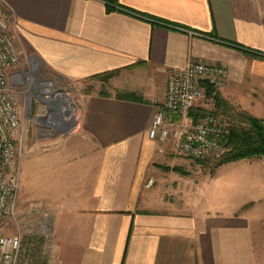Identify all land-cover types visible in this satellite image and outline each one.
I'll return each mask as SVG.
<instances>
[{
  "label": "crops",
  "instance_id": "0c3cea01",
  "mask_svg": "<svg viewBox=\"0 0 264 264\" xmlns=\"http://www.w3.org/2000/svg\"><path fill=\"white\" fill-rule=\"evenodd\" d=\"M119 2L108 12L103 0H0L22 57L95 86L73 144L23 147L20 202L53 235L34 264H264V158L211 173L172 137L149 136L168 70L191 61L224 65L217 92L264 119V0Z\"/></svg>",
  "mask_w": 264,
  "mask_h": 264
},
{
  "label": "built area",
  "instance_id": "2783aa9c",
  "mask_svg": "<svg viewBox=\"0 0 264 264\" xmlns=\"http://www.w3.org/2000/svg\"><path fill=\"white\" fill-rule=\"evenodd\" d=\"M21 60L14 17L0 7V264H31L33 251L40 250L39 241L53 236L51 227L42 224L41 231L31 232L30 243L23 246L24 226L18 212L23 135L17 88L24 84L26 76L30 84L37 86L50 113L62 90L56 89L50 78L38 80L32 68L28 72L16 70ZM34 60L27 58L33 70ZM228 79V69L217 63L191 61L185 67L169 69L166 94L151 123L149 136L161 142L172 137L176 152L195 161L222 155L227 150L232 126L227 117L215 113L214 98L208 95L207 86L218 90L227 85ZM198 107L206 113L192 116L191 110ZM154 184L155 180L150 179L147 187ZM25 218L27 224L29 218ZM15 228L18 231L10 232Z\"/></svg>",
  "mask_w": 264,
  "mask_h": 264
},
{
  "label": "rangeland",
  "instance_id": "374dc122",
  "mask_svg": "<svg viewBox=\"0 0 264 264\" xmlns=\"http://www.w3.org/2000/svg\"><path fill=\"white\" fill-rule=\"evenodd\" d=\"M19 37L20 35L17 32L16 41L18 46ZM33 65L36 66L35 70H33L32 66H29V64L27 63V59H25V57H22V60L17 66L16 70L28 72L32 68L33 74L38 77V80L43 79L44 77H46V79L50 78L54 82L55 88L61 89L62 93H65L70 103L68 105V109L65 105H62L58 102L52 104L51 106L53 109V113H50L48 110V103L41 98L37 86L35 84H30L27 81L26 76H23L24 84L20 85L17 88L22 117L23 147L25 146V143L28 139V143L36 144L43 151H48L50 153H60L65 148L73 144L74 140L77 138L76 134H74V127H72L68 132L66 131L67 125L61 120L62 116L60 113V109L65 108L66 111H68V114H66L65 116L63 115L64 118H72L74 119V121H77L83 108L85 94L94 89L95 86L91 83H85L82 87H80V85L78 86L74 83H66L64 81H61L54 75L47 74L44 65L36 59L33 61ZM14 71L15 69L13 70V72ZM98 90L103 92L108 90V88L102 86L99 87ZM237 108L243 110L239 107ZM228 121L232 126V122L230 121V119H228ZM220 156L209 157L207 159L201 160L200 162H202L203 164H211ZM25 209V204L23 202H20L18 212L22 218L24 226V247H26L31 241V232L39 233L41 231L42 224L44 225V227L49 228V224L51 223V219H46L47 222H42V218H29L27 219V224H24L26 219L24 213ZM16 231H18L17 228L12 229L10 232L15 233ZM37 236L40 237L39 235ZM42 239L43 241L40 240V243L50 242L49 238L47 239L43 237ZM38 251V249L33 251V255L29 259L31 264H34L35 257L39 253ZM22 258H24V254L22 255Z\"/></svg>",
  "mask_w": 264,
  "mask_h": 264
},
{
  "label": "trees",
  "instance_id": "16d2710c",
  "mask_svg": "<svg viewBox=\"0 0 264 264\" xmlns=\"http://www.w3.org/2000/svg\"><path fill=\"white\" fill-rule=\"evenodd\" d=\"M106 4L108 12H112L119 9H125L121 7L119 0H103ZM140 16L145 17L142 14ZM148 18V17H146ZM151 20H156L150 18ZM166 24V23H164ZM117 72H108L95 75L96 79H102L108 81ZM207 92L209 96H213L215 102V113L224 115L232 122L231 133L227 138L228 150L220 157L214 160L211 164H203V166L210 169L211 173L223 165L230 162H235L243 159L264 158V120L250 114L245 110H240L225 98H223L212 86H207ZM129 98H138L136 94L131 93ZM203 108H194L190 114L192 116H198L205 114Z\"/></svg>",
  "mask_w": 264,
  "mask_h": 264
},
{
  "label": "bare ground",
  "instance_id": "6f19581e",
  "mask_svg": "<svg viewBox=\"0 0 264 264\" xmlns=\"http://www.w3.org/2000/svg\"><path fill=\"white\" fill-rule=\"evenodd\" d=\"M58 103H60V104H62V105H65L66 106V108L68 109V105H69V99L66 97V95H65V93H61L59 96H58V101H57ZM60 113H61V116H62V121L64 122V123H66V121H67V123L68 122H72V118L71 119H68V118H64L63 117V115L65 116L66 114H68V111H66V109L65 108H61L60 109Z\"/></svg>",
  "mask_w": 264,
  "mask_h": 264
},
{
  "label": "water",
  "instance_id": "95a60500",
  "mask_svg": "<svg viewBox=\"0 0 264 264\" xmlns=\"http://www.w3.org/2000/svg\"><path fill=\"white\" fill-rule=\"evenodd\" d=\"M77 124V121H74V119H72V122H68L66 123L67 127H66V131L68 132L72 127H74Z\"/></svg>",
  "mask_w": 264,
  "mask_h": 264
}]
</instances>
